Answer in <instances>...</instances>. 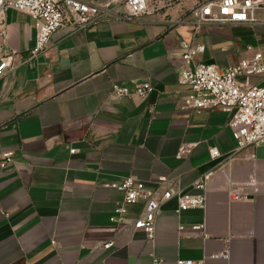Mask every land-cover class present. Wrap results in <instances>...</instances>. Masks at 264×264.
<instances>
[{"label": "crops", "instance_id": "obj_1", "mask_svg": "<svg viewBox=\"0 0 264 264\" xmlns=\"http://www.w3.org/2000/svg\"><path fill=\"white\" fill-rule=\"evenodd\" d=\"M87 1L116 14L59 29L36 58L35 20L5 13L0 156L14 163L0 167V264H264V142L237 150L230 114L185 108L189 88L178 82L184 42L205 46L196 62L224 70L253 54V43L241 57L231 46L258 26L195 31L174 25L177 15L135 19L114 0ZM143 83L154 87L145 98L112 95L114 84ZM205 176L206 207L167 203L152 240L110 221L127 177L195 195ZM142 206L129 207V221Z\"/></svg>", "mask_w": 264, "mask_h": 264}, {"label": "built area", "instance_id": "obj_2", "mask_svg": "<svg viewBox=\"0 0 264 264\" xmlns=\"http://www.w3.org/2000/svg\"><path fill=\"white\" fill-rule=\"evenodd\" d=\"M116 8L129 18H158L177 15L174 25L193 26L195 31L206 26H264V0H114ZM8 10L22 12L35 20L36 42L32 50L34 58L44 54L59 29L66 26L85 28L97 22L104 14L115 15L96 3L87 0H0V40L6 36L5 13ZM182 60L185 62L178 77L179 84L189 88L184 106L189 110H221L230 114L228 123L237 150H243L264 142V86L250 84L252 76L264 77V60L260 53L242 59L224 70L214 64L196 62L195 57L206 50L201 44H182ZM11 56L0 51V76L10 68ZM154 91L151 83L137 84L130 89L114 84L112 95L116 98H145ZM75 153V150H72ZM213 158L220 156L217 149ZM14 163L12 152H3L0 167ZM195 183L198 194L191 195L182 189H151L144 182L127 177L116 188L124 193V199L114 211L113 225H125L132 230H143L149 239L156 232L157 218L162 208L176 200L177 213L190 209H204L207 203L206 181ZM164 181V180H163ZM143 203L138 216L129 221V207ZM197 226L195 230H201ZM113 242L104 244L110 250ZM229 250L221 255L228 259ZM179 264H195L181 261Z\"/></svg>", "mask_w": 264, "mask_h": 264}, {"label": "rangeland", "instance_id": "obj_3", "mask_svg": "<svg viewBox=\"0 0 264 264\" xmlns=\"http://www.w3.org/2000/svg\"><path fill=\"white\" fill-rule=\"evenodd\" d=\"M211 27H216V26H211ZM256 29L257 30H254L253 34L250 35L251 37H248L245 39L244 43H242V44L236 43V45L232 44L231 47H232V49H235L237 57L238 56L241 57V56L245 55V53L247 51L246 50V47H247L246 42H249V43H253V47L255 50L253 52V54L260 53L263 57V60H264V26H258V27H256ZM259 38L261 39L260 42L258 41ZM202 63H205V62H202ZM255 78L262 79L263 77L252 76L251 81L253 82L255 80Z\"/></svg>", "mask_w": 264, "mask_h": 264}]
</instances>
